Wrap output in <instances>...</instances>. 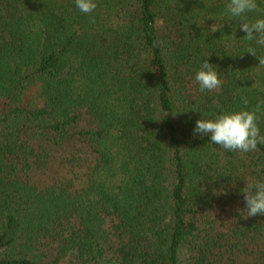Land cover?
<instances>
[{"label":"trees","instance_id":"trees-1","mask_svg":"<svg viewBox=\"0 0 264 264\" xmlns=\"http://www.w3.org/2000/svg\"><path fill=\"white\" fill-rule=\"evenodd\" d=\"M95 2L0 0V264H264V144L194 135L264 101V48L227 0Z\"/></svg>","mask_w":264,"mask_h":264},{"label":"clouds","instance_id":"clouds-1","mask_svg":"<svg viewBox=\"0 0 264 264\" xmlns=\"http://www.w3.org/2000/svg\"><path fill=\"white\" fill-rule=\"evenodd\" d=\"M205 2L206 0H204ZM75 6L81 13L91 14L97 8V3L95 0H75ZM253 13L257 14V18L250 20L248 15ZM225 15L229 19L240 21V30L246 33L244 39L264 48V7H261L258 0H227ZM217 30L216 24L209 29L211 32ZM234 40L235 37L233 43ZM246 52L258 58V67H264V55H258L255 47H248ZM194 79L199 85L200 92L213 90L219 92L223 83L217 71L207 60L202 63ZM243 103L247 105V99H243ZM262 107H264V101L258 102L251 110L226 112L218 115L215 119H199L196 121L194 135L197 133L207 135L210 137L211 143L221 146L226 151L254 152L257 150L258 144H264V135L261 134L258 126L260 119L258 113L264 115V112L261 111ZM222 192L223 189L215 194L219 195ZM241 192L246 204L243 218L255 217L258 214L264 215V182H247Z\"/></svg>","mask_w":264,"mask_h":264}]
</instances>
